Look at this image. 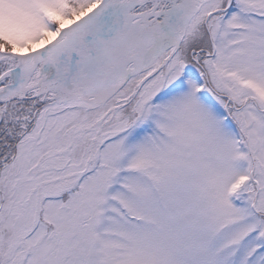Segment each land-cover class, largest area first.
<instances>
[{"label":"snow or ice","instance_id":"snow-or-ice-1","mask_svg":"<svg viewBox=\"0 0 264 264\" xmlns=\"http://www.w3.org/2000/svg\"><path fill=\"white\" fill-rule=\"evenodd\" d=\"M0 264H264V0H0Z\"/></svg>","mask_w":264,"mask_h":264}]
</instances>
